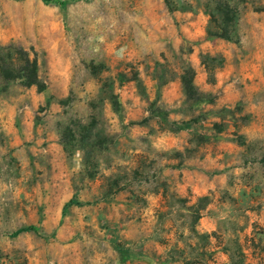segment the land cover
Returning a JSON list of instances; mask_svg holds the SVG:
<instances>
[{"label":"rangeland","instance_id":"1","mask_svg":"<svg viewBox=\"0 0 264 264\" xmlns=\"http://www.w3.org/2000/svg\"><path fill=\"white\" fill-rule=\"evenodd\" d=\"M0 264H264V0H0Z\"/></svg>","mask_w":264,"mask_h":264},{"label":"trees","instance_id":"2","mask_svg":"<svg viewBox=\"0 0 264 264\" xmlns=\"http://www.w3.org/2000/svg\"><path fill=\"white\" fill-rule=\"evenodd\" d=\"M45 3H51L53 0H42ZM25 66L23 68V73L20 74L19 78L21 79V81L24 83L25 86L31 87V86H37L40 87V80L38 78L37 75V63L36 61L31 62L29 58H25ZM34 230V228L32 227H27L24 229L19 230L18 232H16L14 235H18L21 232H25V231H31Z\"/></svg>","mask_w":264,"mask_h":264}]
</instances>
